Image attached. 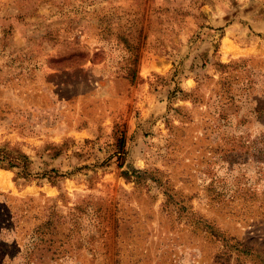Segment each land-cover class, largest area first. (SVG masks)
<instances>
[{"label":"rangeland","instance_id":"obj_1","mask_svg":"<svg viewBox=\"0 0 264 264\" xmlns=\"http://www.w3.org/2000/svg\"><path fill=\"white\" fill-rule=\"evenodd\" d=\"M4 144L0 264H264V0H0Z\"/></svg>","mask_w":264,"mask_h":264},{"label":"trees","instance_id":"obj_2","mask_svg":"<svg viewBox=\"0 0 264 264\" xmlns=\"http://www.w3.org/2000/svg\"><path fill=\"white\" fill-rule=\"evenodd\" d=\"M130 69V68H129ZM132 70V71H131ZM129 76L130 80L132 81L134 79V73L133 68L130 69V73L127 75ZM116 136V151L114 153L117 158H124L125 156V150H124V142H125V136L123 132L117 127L115 129ZM31 164V161L27 154L22 152L21 150H17L13 147H8L6 144L0 146V167L1 168H9V169H17L16 175L18 177H31L32 173L29 169V166ZM121 167V163L118 165ZM136 169L132 168V172H136ZM51 172H54V174H48V178L50 177H59L62 175V173H58L57 170L51 169ZM121 175L125 177L126 179L130 178L129 170H121ZM47 174V173H45ZM41 177H44V174H41Z\"/></svg>","mask_w":264,"mask_h":264},{"label":"bare ground","instance_id":"obj_3","mask_svg":"<svg viewBox=\"0 0 264 264\" xmlns=\"http://www.w3.org/2000/svg\"><path fill=\"white\" fill-rule=\"evenodd\" d=\"M6 172V171H5ZM5 177V176H4ZM3 180V179H2Z\"/></svg>","mask_w":264,"mask_h":264}]
</instances>
